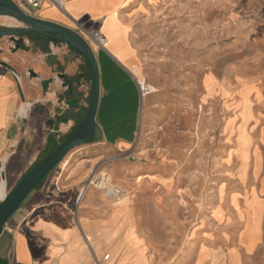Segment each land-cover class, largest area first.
<instances>
[{
    "label": "rangeland",
    "instance_id": "374dc122",
    "mask_svg": "<svg viewBox=\"0 0 264 264\" xmlns=\"http://www.w3.org/2000/svg\"><path fill=\"white\" fill-rule=\"evenodd\" d=\"M125 12L134 22L141 128L135 151L106 155L93 186L129 212L131 246L116 264H228L224 254L240 233L244 264H264V138L238 135L234 90L243 75L264 88L254 79L252 45L264 37L258 7L251 0H131ZM22 27L0 17V30ZM224 53L234 96H213L205 79Z\"/></svg>",
    "mask_w": 264,
    "mask_h": 264
},
{
    "label": "crops",
    "instance_id": "0c3cea01",
    "mask_svg": "<svg viewBox=\"0 0 264 264\" xmlns=\"http://www.w3.org/2000/svg\"><path fill=\"white\" fill-rule=\"evenodd\" d=\"M130 1L114 7L116 0H68L66 13L45 3L30 14L77 31L86 39V32L77 22L88 18L91 27L100 29L104 36V47L89 40L100 75L95 140L70 152L11 218L0 235V264H116L131 246L128 210L114 208L93 187L102 175L104 157L112 153L129 157L135 151L141 128L138 55L131 39L134 22L125 12ZM251 1L259 10L258 31L264 33V0ZM28 37L23 43L27 50H16L12 40L3 43L0 39V62L14 70L0 65V188L5 181L7 192L45 155L49 139L61 144L78 127L88 112L92 90L88 63L68 44L52 42L48 37ZM254 40V67L258 73L254 79L261 81L264 37L261 34ZM59 76L72 85V94ZM228 79L224 53L212 61L206 76L209 94L234 96ZM248 79L237 76L234 89L238 135L248 142L253 138L261 141L264 88ZM49 80L52 83L45 93L43 82ZM245 89L250 92L244 94ZM73 99L78 101V109L65 104ZM115 171L113 167L111 173ZM52 175L51 185L47 186L45 182ZM262 234L260 226V240ZM240 236L237 234L234 246L224 254L228 264H234L233 257L244 264L242 251H248ZM107 255L109 260H104Z\"/></svg>",
    "mask_w": 264,
    "mask_h": 264
},
{
    "label": "water",
    "instance_id": "95a60500",
    "mask_svg": "<svg viewBox=\"0 0 264 264\" xmlns=\"http://www.w3.org/2000/svg\"><path fill=\"white\" fill-rule=\"evenodd\" d=\"M11 17L16 19L22 28L6 29L0 31V38L9 37L15 44V49L21 48L26 37L30 34H37L48 37L52 42L66 43L70 48L81 55L88 63L91 70L92 90L89 101L88 112L78 127L54 150L42 157L18 182V184L7 192L0 201V235L7 226L11 218L18 212L30 195L39 185L55 170L64 159L75 148L91 144L95 140V119L100 96V75L97 59L89 41L77 31L62 25L36 19L25 13L13 0H0V17ZM0 65L14 71L7 63L0 62ZM64 80V87L69 93H73V87L64 76H59ZM51 80L43 82L44 92H47ZM69 108L78 109L79 104L76 99L66 101ZM67 121V120H66ZM1 168V164H0Z\"/></svg>",
    "mask_w": 264,
    "mask_h": 264
},
{
    "label": "built area",
    "instance_id": "2783aa9c",
    "mask_svg": "<svg viewBox=\"0 0 264 264\" xmlns=\"http://www.w3.org/2000/svg\"><path fill=\"white\" fill-rule=\"evenodd\" d=\"M67 1L68 0H15V3L27 14H31L33 11L40 9L45 3L56 7L63 13H66L65 6ZM88 24L89 26H87ZM77 25L86 32L88 41L90 40L91 42L96 43L99 47L105 46V38L100 32V29H94L93 27L89 28L91 27L90 19L83 18L82 21L77 22ZM109 258L110 255H107L104 260H109Z\"/></svg>",
    "mask_w": 264,
    "mask_h": 264
},
{
    "label": "trees",
    "instance_id": "16d2710c",
    "mask_svg": "<svg viewBox=\"0 0 264 264\" xmlns=\"http://www.w3.org/2000/svg\"><path fill=\"white\" fill-rule=\"evenodd\" d=\"M37 37H38V36H36V35H34V34H31L28 38L34 40V39H36ZM38 39H39V40H44V39H46V38L43 37V36H39ZM21 48L24 49V50H27V47H25L23 44L21 45ZM58 145H59V144H56V143L52 142V141L49 139V141H48V143H47V150H46V152H45V155H47V154L50 153L52 150H54ZM43 182H44V181H43ZM43 182H42V183H43ZM42 183L39 185V187L42 185Z\"/></svg>",
    "mask_w": 264,
    "mask_h": 264
},
{
    "label": "bare ground",
    "instance_id": "6f19581e",
    "mask_svg": "<svg viewBox=\"0 0 264 264\" xmlns=\"http://www.w3.org/2000/svg\"><path fill=\"white\" fill-rule=\"evenodd\" d=\"M16 20V19H15ZM13 21V20H12ZM17 21V20H16ZM9 22V21H8ZM19 23V22H18ZM6 192H7V189H6V184H5V181L2 183L1 185V188H0V198L3 199L6 195ZM110 195H114L116 196L117 195V191H115V189H110V192H109V196ZM0 199V200H1Z\"/></svg>",
    "mask_w": 264,
    "mask_h": 264
},
{
    "label": "flooded vegetation",
    "instance_id": "af4514ba",
    "mask_svg": "<svg viewBox=\"0 0 264 264\" xmlns=\"http://www.w3.org/2000/svg\"><path fill=\"white\" fill-rule=\"evenodd\" d=\"M0 31H4V30H0Z\"/></svg>",
    "mask_w": 264,
    "mask_h": 264
}]
</instances>
